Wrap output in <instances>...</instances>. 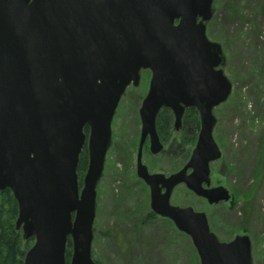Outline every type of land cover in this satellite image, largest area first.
<instances>
[{"label":"water","instance_id":"95a60500","mask_svg":"<svg viewBox=\"0 0 264 264\" xmlns=\"http://www.w3.org/2000/svg\"><path fill=\"white\" fill-rule=\"evenodd\" d=\"M214 0H0V191L18 203L16 229L35 238L24 264H97L92 257L97 186L111 145V124L128 85L151 69L140 116L143 137L163 149L156 118L170 108L181 123L196 107L202 129L187 165L166 177L139 161L151 209L192 240L201 264H254L252 241H221L204 212L171 204L179 185L210 205L231 200L211 184L210 164L222 157L213 110L232 83L221 45L206 24ZM178 25H175L176 21ZM89 165L80 190L78 167L87 141ZM189 170H192L189 173ZM165 190V192H163Z\"/></svg>","mask_w":264,"mask_h":264},{"label":"rangeland","instance_id":"374dc122","mask_svg":"<svg viewBox=\"0 0 264 264\" xmlns=\"http://www.w3.org/2000/svg\"><path fill=\"white\" fill-rule=\"evenodd\" d=\"M213 9V18L207 23V37L221 45L226 60L223 69L233 91L229 100L214 111L217 118L214 138L222 158L212 163V177L230 191L232 199L211 207L180 186L172 202L204 211L221 241L248 235L252 240L254 264H264V0H214ZM146 92L144 88L129 89L117 115L137 117ZM169 116L164 111L159 117ZM125 122L127 125L117 126V131L121 127L122 134L134 133L129 136L132 145L137 139L134 122ZM179 137L182 140V135ZM194 144L195 138L189 153L178 159L180 168L191 156ZM86 156V169L83 172L78 169L81 189L89 165ZM146 159L153 169L160 167L161 157ZM126 160L130 161V154L117 142L107 154L97 186L93 260L97 264H201L191 238L178 231L170 220L153 214L149 189ZM9 209L10 204L0 196V216L4 221L10 219ZM16 220L13 227L21 237L18 247L24 262L35 239L25 240L23 232L15 227ZM12 234L9 231L7 235ZM1 252L3 249L0 255ZM72 253L69 241L66 264L71 263Z\"/></svg>","mask_w":264,"mask_h":264},{"label":"flooded vegetation","instance_id":"af4514ba","mask_svg":"<svg viewBox=\"0 0 264 264\" xmlns=\"http://www.w3.org/2000/svg\"><path fill=\"white\" fill-rule=\"evenodd\" d=\"M151 77H152L151 71L150 70H144L141 72V76H140V80H139L138 85L135 86L134 82H132V84L128 87L127 91H129V89L137 90V89L144 88V89H147V92L142 98L137 117H134V118H123V117H121L120 118L117 115L118 114V110H117V113L114 116V119L112 122V142H111V146L109 149V151H110L112 149V147H115L116 143L118 142V144H120V146L123 147V149H125V152L130 154V161L126 160V162H130V166L133 167L132 169H135V173H136L138 179L149 189V192H150V187L147 185V183L143 179H141L138 176L139 161H141V163L147 167L150 174H163L166 177L172 176L173 174H175L178 171H180L181 169H183L187 165V163L189 162V160L192 156V153L196 147V144H197L200 132H201V128H202L201 116H200V113L198 111L190 110L189 108L186 109L184 116L182 117L181 123L178 126V128H176L175 116L173 115L172 111H169L171 113V116H169L165 119L157 117L156 130H157L159 142L162 144L163 149L160 152H157V153L155 152L156 144L153 146L152 139H151L150 135H148L145 139L142 140V137H143V120L140 116V109L142 107L143 101H144L147 93L149 92ZM127 120H132V122H134V123H132V125L134 124L133 125L134 130H135V132H137V133H135V136L137 139H136V141H134V143L132 145L129 142V136H132L134 133L122 134L123 132H121V130H122L121 127L117 131V126L127 125L125 122ZM116 134H120V135H118L119 141H116ZM181 135H182V140H180V137H179ZM127 138H128V142L126 144ZM194 138H195V144L191 150V156L188 157V159L185 162H183V164H181L182 166L180 168V163H179L178 159L180 158L181 155L185 156L186 154L189 153V148H190L191 142L193 144ZM122 142H124L125 145L124 144L121 145ZM174 147H176V148L174 149ZM134 155H136V161L135 162L133 161ZM147 156H150L152 158H160L161 157L162 159L160 161V167H157V169H153L151 167V163L148 162V160L146 159ZM210 169H211V177H210L211 178V184H210V186L205 185L204 187L205 188H217V187L223 186V185L218 184L216 181L213 180L212 164L210 166ZM191 172H192V170H189V173H191ZM180 186H184V185H180ZM180 186H178V187H180ZM223 187H225V186H223ZM177 188L174 190V192L171 196V204L174 206H181V207L190 206V207H192L191 205L184 206V205L174 204L172 202L174 193L177 190ZM163 192H165V190H163ZM191 193L194 194L193 192H191ZM195 196L197 198L205 200L207 202V204L211 207L218 206V205H210L207 199H205L203 197H199L197 195H195ZM221 204H226V202L220 203L219 205H221ZM192 208L195 211L204 212V211L197 210L195 207H192Z\"/></svg>","mask_w":264,"mask_h":264},{"label":"trees","instance_id":"16d2710c","mask_svg":"<svg viewBox=\"0 0 264 264\" xmlns=\"http://www.w3.org/2000/svg\"><path fill=\"white\" fill-rule=\"evenodd\" d=\"M86 155L88 154L87 151L85 150L82 152V156L79 164V170H81V172H83L86 169V163H87ZM0 196L4 199V201L10 204V209H9L10 219L5 218L4 221L3 217L0 216V249L1 250L3 249V252H1L0 255V264H24L22 259V254L20 253V249L18 247L21 237L17 232H15L13 227L14 226L13 222L18 217L17 202L11 190L9 189L0 192ZM9 231H12L13 234L8 236L7 234L9 233Z\"/></svg>","mask_w":264,"mask_h":264}]
</instances>
